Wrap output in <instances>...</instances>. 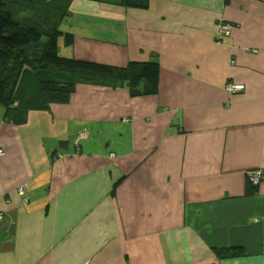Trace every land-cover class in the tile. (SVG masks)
<instances>
[{
	"label": "crops",
	"instance_id": "crops-1",
	"mask_svg": "<svg viewBox=\"0 0 264 264\" xmlns=\"http://www.w3.org/2000/svg\"><path fill=\"white\" fill-rule=\"evenodd\" d=\"M63 22L68 55L157 61L158 91L0 106V264H264V0H71Z\"/></svg>",
	"mask_w": 264,
	"mask_h": 264
},
{
	"label": "trees",
	"instance_id": "trees-1",
	"mask_svg": "<svg viewBox=\"0 0 264 264\" xmlns=\"http://www.w3.org/2000/svg\"><path fill=\"white\" fill-rule=\"evenodd\" d=\"M92 1L117 3L124 8L149 6V0ZM70 5L71 0H0V106L5 110V121L24 124L30 111H45L51 104L67 103L78 83L124 86L130 96L157 93V61L114 66L58 54L60 36L65 47L74 40L72 32L61 29L70 14ZM215 250L218 257L242 254V247L222 246Z\"/></svg>",
	"mask_w": 264,
	"mask_h": 264
},
{
	"label": "built area",
	"instance_id": "built-area-1",
	"mask_svg": "<svg viewBox=\"0 0 264 264\" xmlns=\"http://www.w3.org/2000/svg\"><path fill=\"white\" fill-rule=\"evenodd\" d=\"M219 28H220V31L223 34L228 35L230 33V26L227 25V24H222V25L219 26ZM226 88H227V90L230 93H236V92L242 90L244 88V85L241 84V83H234V82L229 81L226 84ZM3 153H4L3 149L0 148V155L3 154ZM62 155H63L62 153H57L56 157L60 158V157H62ZM261 176H262V172L261 171H259V170L254 171L251 174V180L253 181V183L256 184L260 180ZM20 190L24 191V188L22 187Z\"/></svg>",
	"mask_w": 264,
	"mask_h": 264
},
{
	"label": "rangeland",
	"instance_id": "rangeland-1",
	"mask_svg": "<svg viewBox=\"0 0 264 264\" xmlns=\"http://www.w3.org/2000/svg\"><path fill=\"white\" fill-rule=\"evenodd\" d=\"M21 9H22V7H20ZM25 9V8H24ZM26 10H27V7H26ZM85 13L86 14V12L84 11V9H83V7L78 11V13ZM75 19L76 18H78V15L77 14H75V17H74ZM61 29L64 31V32H66V31H68L69 29H68V26H67V24L66 23H62V25H61ZM58 54L60 55V56H68V57H72L71 55H68L69 53H68V50L67 51H65V46H64V39H63V36H60L59 37V39H58ZM60 142V141H59Z\"/></svg>",
	"mask_w": 264,
	"mask_h": 264
},
{
	"label": "clouds",
	"instance_id": "clouds-1",
	"mask_svg": "<svg viewBox=\"0 0 264 264\" xmlns=\"http://www.w3.org/2000/svg\"><path fill=\"white\" fill-rule=\"evenodd\" d=\"M261 179V178H260Z\"/></svg>",
	"mask_w": 264,
	"mask_h": 264
}]
</instances>
